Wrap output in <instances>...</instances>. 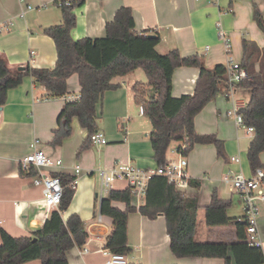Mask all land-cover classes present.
I'll list each match as a JSON object with an SVG mask.
<instances>
[{
  "label": "crops",
  "instance_id": "crops-1",
  "mask_svg": "<svg viewBox=\"0 0 264 264\" xmlns=\"http://www.w3.org/2000/svg\"><path fill=\"white\" fill-rule=\"evenodd\" d=\"M27 6H31L28 8ZM121 6L130 7L135 18L134 30L155 34L160 40L156 44L159 53L178 49L181 55L198 54L207 67L224 63V45L219 40L218 26L229 36L234 60L242 61V39H249L262 48L264 34L253 19V6L261 12L264 20V0H85L74 9L76 23L71 30L72 38L104 36L105 23L112 20ZM11 20L12 24L0 31V57L11 72L24 71L25 65L34 68H53L56 49L53 40L43 32L45 28L61 24V8L53 0H0V25ZM23 67V69H20ZM257 67V65H256ZM141 69V68H139ZM135 69L123 76H114V89L107 90L97 107V130L104 133L105 144H90L79 151V146L87 135L80 127L78 118L72 119L71 134L59 146L51 145L53 129L56 128L58 113L65 103L60 96L50 97L43 85L36 84L31 75L25 73L20 84L10 88L6 101L0 109V226L10 235H28L40 228L49 212L42 206V187L33 183V175H21L20 161L32 151L31 143L52 159L61 160V165L49 169L50 172L73 176L76 165H81L73 198L63 211V218L79 214L88 236L85 245L73 247L67 252L69 264H105L109 251L105 249L106 236L111 232L112 221L98 211L97 203L110 191L122 190L128 186L125 180H114L101 187L98 172L102 168L131 162L140 168H154L153 152L148 134L151 130L148 118L139 114L134 101L132 86L137 81H145L144 72ZM143 74V75H142ZM198 69L180 66L173 72L172 95L181 96L193 91ZM68 89L64 95L79 93L80 86L74 73L67 79ZM250 97L249 90L237 86L235 100L244 105ZM230 102L222 94L209 100L194 117L197 133H213L224 143V157H218L214 144L195 143L187 153V175L189 180H198L199 186L188 185L183 192L195 196L198 201L197 228L195 239L202 242H223L229 246L237 242L233 223L224 226H208L204 221L205 207L212 191L225 200L233 198L228 184L223 182L228 170L242 172L250 176L251 169L246 151L252 138L242 127L237 128L227 116ZM177 144L174 143L170 149ZM167 158L175 159L170 150ZM231 156L240 161L234 162ZM264 168V152L259 155ZM188 180V181H189ZM101 190V191H100ZM241 212L229 216L241 219ZM116 206L123 209L122 203ZM258 228L264 248V201L258 202ZM135 213L132 226L130 214ZM129 213L127 219V244L132 247L128 254L130 262L142 264H225L218 257H176L169 247L163 214L154 219L139 212ZM101 214V222L97 216ZM134 227L135 231L132 232ZM230 264H236L229 252ZM25 264H41L31 260Z\"/></svg>",
  "mask_w": 264,
  "mask_h": 264
},
{
  "label": "trees",
  "instance_id": "trees-1",
  "mask_svg": "<svg viewBox=\"0 0 264 264\" xmlns=\"http://www.w3.org/2000/svg\"><path fill=\"white\" fill-rule=\"evenodd\" d=\"M85 0H54L61 8L63 21L43 30L54 43L56 60L53 68H34L25 65L24 71L11 72L0 57V106L5 103L10 88L20 84L25 73L33 81L43 85L50 97H58L68 89V77L74 73L79 82L80 98L75 102H65L59 111L56 128L53 129L51 145L59 146L71 134L72 119L77 117L80 127L87 135L80 144L78 152L91 144L90 136L97 130V107L102 95L117 87L114 76H123L141 68L146 81H137L132 86L134 101L142 105V112L150 122L149 144L156 165L163 164L172 145L184 143L183 153L192 149L195 143H212L218 157H224V143L213 133L199 134L194 127V117L206 103L222 95L227 88L224 63L207 67L203 57L198 54L183 56L178 49L159 53L156 44L160 40L158 32L149 34L134 30L135 18L130 7L121 6L115 11L112 20L105 23L104 36L72 38L71 30L76 23L74 9ZM253 19L264 34V20L261 12L253 6ZM242 61L247 77L237 86L247 88L249 100L239 109L246 126H253L254 133L246 151L251 171L262 167L259 155L264 152V46L242 39ZM257 65V67H256ZM195 67L198 69L193 91L179 97L172 95L173 72L175 68ZM21 175H35L31 167L20 170ZM61 180L63 191L56 209L51 210L43 225L28 235L12 236L0 226V264H25L39 260L41 264H69L67 252L73 247H82L88 233L79 214L63 218V211L70 204L75 187L71 185L73 176L50 172ZM199 181H188L190 186H199ZM98 203V211L112 221L111 232L106 236L104 247L110 253L126 256L132 252L127 244V219L131 212H139L143 217L154 219L163 214L169 247L176 257H218L230 264L229 252L236 264H261L264 257L261 249L250 247L243 238L245 224L229 216L232 198L221 199L215 190L204 208L205 224L224 226L233 223L237 242L230 246L223 242H202L194 237L197 228L198 201L195 196H187L175 189L166 177L153 175L148 181L143 202L138 208L133 204L131 187L110 189ZM122 203L123 209L116 206ZM129 264H142L130 262Z\"/></svg>",
  "mask_w": 264,
  "mask_h": 264
},
{
  "label": "built area",
  "instance_id": "built-area-1",
  "mask_svg": "<svg viewBox=\"0 0 264 264\" xmlns=\"http://www.w3.org/2000/svg\"><path fill=\"white\" fill-rule=\"evenodd\" d=\"M54 1V0H53ZM71 0H65V4H69ZM30 8L31 6H27ZM12 24L11 20L0 25V31L6 30ZM218 28V38L224 45L225 58L224 65L226 68L227 88L223 95L230 102L226 114L233 121L237 128H244L246 133L253 135L254 127L246 126L243 122L240 107L242 104L237 102L234 98V90L238 82L247 77L245 68L241 65L240 61L232 58L231 50L232 44L229 36L223 28ZM65 102H75L80 98V94L74 95H61ZM142 105L138 106L139 114H143ZM91 144H105L106 138L103 132L96 130L90 136ZM32 151L27 154L20 161L21 169L23 171L29 170L34 167L36 174L33 175L32 181L35 185L42 187V200L41 204L44 208H56L60 201L63 191V185L58 177L52 176L49 169L60 166L61 160L52 159L44 151L37 147V141L31 143ZM186 145L180 143L174 148L170 149L171 153L175 154V159L166 158L163 164L156 165L154 168H140L133 165L131 162H120L117 165L109 166V168H102L99 170L98 175L101 179V187L109 184L114 180H125L128 186L131 187V195H133V204L136 208L143 202L145 191L148 181L153 175H161L166 177L167 181L175 187V189L183 191L188 186L189 177L187 175L188 160L183 153ZM230 159L234 162H239L237 156H231ZM81 170V165H76L71 185L76 186L78 174ZM223 182L228 184L229 192L233 195L236 194L238 199L243 204L244 214L240 222L245 224V241L250 247L261 249L264 257L263 240L258 228L259 207L258 202L264 201V168L257 167L251 172L250 176L244 175L242 172L228 170L225 172ZM101 191V190H100ZM102 215L97 216V221L101 222ZM88 249L85 245L81 247L80 252H87ZM130 260L122 253L112 252L108 253V258L105 264H129ZM264 264V261L261 263Z\"/></svg>",
  "mask_w": 264,
  "mask_h": 264
},
{
  "label": "rangeland",
  "instance_id": "rangeland-1",
  "mask_svg": "<svg viewBox=\"0 0 264 264\" xmlns=\"http://www.w3.org/2000/svg\"><path fill=\"white\" fill-rule=\"evenodd\" d=\"M137 72L143 73L141 69L137 70ZM141 78H143L146 81V79H145L144 76H142ZM241 210H242V208H241V205H240V203L238 201V196L236 194H234L233 195V198H232V204L229 207V211L231 213H234V215H238V213H240ZM129 216H130V222H131V224L133 226L134 220H135V217H134L135 216V213H132ZM131 228H132V232H134L135 231L134 227H131Z\"/></svg>",
  "mask_w": 264,
  "mask_h": 264
},
{
  "label": "water",
  "instance_id": "water-1",
  "mask_svg": "<svg viewBox=\"0 0 264 264\" xmlns=\"http://www.w3.org/2000/svg\"><path fill=\"white\" fill-rule=\"evenodd\" d=\"M20 69H23V67H20ZM0 109H1V106H0Z\"/></svg>",
  "mask_w": 264,
  "mask_h": 264
}]
</instances>
